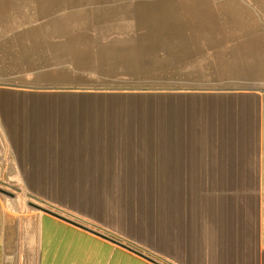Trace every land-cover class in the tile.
<instances>
[{"label": "crops", "instance_id": "obj_1", "mask_svg": "<svg viewBox=\"0 0 264 264\" xmlns=\"http://www.w3.org/2000/svg\"><path fill=\"white\" fill-rule=\"evenodd\" d=\"M170 45L162 142L73 92L0 91V178L75 219L12 216L0 198V264H34L36 234L39 264H264V91L186 90L196 56Z\"/></svg>", "mask_w": 264, "mask_h": 264}, {"label": "rangeland", "instance_id": "obj_2", "mask_svg": "<svg viewBox=\"0 0 264 264\" xmlns=\"http://www.w3.org/2000/svg\"><path fill=\"white\" fill-rule=\"evenodd\" d=\"M175 37L196 56L184 89L264 91V0H0V91L73 92L76 105L106 108L109 125L162 142L165 46ZM0 198L12 216L75 220L25 180L0 178ZM132 243L117 244L156 263ZM38 247L36 234L34 264Z\"/></svg>", "mask_w": 264, "mask_h": 264}, {"label": "bare ground", "instance_id": "obj_3", "mask_svg": "<svg viewBox=\"0 0 264 264\" xmlns=\"http://www.w3.org/2000/svg\"><path fill=\"white\" fill-rule=\"evenodd\" d=\"M254 42V41H253Z\"/></svg>", "mask_w": 264, "mask_h": 264}]
</instances>
